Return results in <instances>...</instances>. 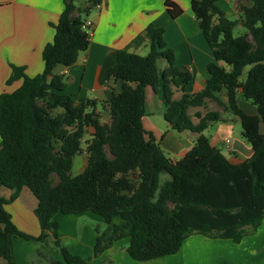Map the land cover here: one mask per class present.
<instances>
[{"label": "trees", "instance_id": "1", "mask_svg": "<svg viewBox=\"0 0 264 264\" xmlns=\"http://www.w3.org/2000/svg\"><path fill=\"white\" fill-rule=\"evenodd\" d=\"M102 0H62L63 10L52 23L54 36L41 53L42 72L28 76L23 66L10 64L6 84L21 79L10 92L0 93V257L19 264L12 238L21 237L44 246L49 238L62 259L47 264H90L93 257L114 241L128 238L125 251L137 261L176 253L182 241L198 233L237 242L255 230L264 216V0L242 5L237 18H228L215 0H190V10L212 52L205 86L196 93L184 92L190 74L175 65L174 52L166 46L163 28L148 24L144 35L149 51L140 55L119 49L107 73L122 80L121 91L107 100L65 92L67 77L58 65H72L87 49L89 33L81 25ZM242 31L234 34L235 27ZM165 66L160 69L158 60ZM182 77L179 98L173 86ZM161 86L164 119L176 131L196 134L193 146L173 161L142 124L146 114L147 86ZM223 94L225 102L220 100ZM241 95L257 110L244 112L237 103ZM237 117L241 136L253 154L231 163L203 130L220 119L208 111L194 124L187 112L206 99ZM109 120L101 121L100 111ZM92 132L88 140L83 136ZM85 145V168L70 174L73 158ZM136 172L132 182L127 173ZM161 174H167L162 182ZM22 187L37 199L33 210L40 233L27 234L11 220L5 205ZM99 214L106 226H95L92 254L84 259L72 254L57 232L56 213ZM113 217L120 219L113 222ZM228 264V263H223Z\"/></svg>", "mask_w": 264, "mask_h": 264}, {"label": "crops", "instance_id": "2", "mask_svg": "<svg viewBox=\"0 0 264 264\" xmlns=\"http://www.w3.org/2000/svg\"><path fill=\"white\" fill-rule=\"evenodd\" d=\"M216 5L228 18H237L242 5H250L251 0H215ZM62 0H0V93L16 89L21 79L6 84L10 64L24 67L28 76L43 70L42 49L54 36L52 23H56L63 10ZM88 18L92 21L89 45L79 52L76 61L70 66L58 64L54 71L67 77L65 92L74 99L81 97L107 100L112 93L121 91L122 80L108 76V69L116 62L119 49L140 55L149 51V43L144 30L148 24L163 28L166 46L174 52L175 65L190 74L184 84V92L196 93L201 90L209 76L206 69L213 60L212 52L190 10V0H102L98 7L91 10ZM159 59L162 69L165 61ZM173 86V98L182 94V77H177ZM146 114L142 124L169 158L177 161L193 146L196 134L189 131H176L164 119L162 91L160 84L153 89L146 87ZM220 100L225 102L223 94ZM211 99L203 105L189 106L187 112L196 124L208 111L220 115L203 130L211 145L220 149L231 162L240 163L253 154L252 147L241 136V125L237 117L223 112L222 106ZM241 109L250 115L257 110L237 96ZM158 107V109L156 108ZM156 109V110H153ZM158 113V116L154 114ZM102 118L108 113L100 111ZM109 120V119H108ZM259 131L264 133V122H259ZM92 132L87 128L83 136L86 141ZM226 139L229 140L226 143ZM229 145V148H227ZM87 164L85 145L82 152L73 158L71 169L75 174ZM11 190L0 189V194L8 199ZM36 197L27 187H22L18 196L9 201L5 208L15 226L31 235L40 233L38 220L33 212ZM56 232L67 249L75 255L87 259L93 251L96 238L95 226H106L104 219L91 211L83 213H61L54 216ZM118 217L113 222L119 223ZM101 226H103L101 228ZM129 239L114 241L112 245L90 260V264H264V216L255 230L248 229L239 241L194 233L186 237L180 249L173 254L148 261H137L125 251ZM13 253L19 264H47L51 258L60 260L61 255L47 248L46 252L36 251V244L21 237L12 238ZM0 258V264H7Z\"/></svg>", "mask_w": 264, "mask_h": 264}, {"label": "rangeland", "instance_id": "3", "mask_svg": "<svg viewBox=\"0 0 264 264\" xmlns=\"http://www.w3.org/2000/svg\"><path fill=\"white\" fill-rule=\"evenodd\" d=\"M242 31V28L241 27H239V26H237V27H235V29H234V34L235 35H237L238 33H240ZM161 62L163 61V60H160ZM7 85H10V84H7ZM5 92H7V91H5ZM211 101V100H210ZM248 102V101H247ZM250 105H252L250 102H248ZM161 106V108L163 109L164 108V105L162 104V105H160ZM218 106H221V105H219L218 104ZM252 106H254V105H252ZM255 107V106H254ZM157 109H158V107H156ZM153 110H156V109H153ZM155 116H158V113H155L154 114ZM102 118H106L107 119V121H108V117L106 116V114L105 115H103L102 116ZM83 146V145H82ZM70 174L71 175H75V172H74V170H72V169H70ZM127 175H128V177L130 178V180L132 181V182H134L135 181V178H136V172L135 171H130V172H128L127 173ZM168 176H167V174H161V176H160V180H161V182L165 179V178H167ZM29 190V189H28ZM103 226H101V228H102ZM15 238V237H14ZM123 239V238H122ZM120 240V239H119ZM33 242V241H32ZM34 244H36V251H44V252H46V249L47 248H51L54 252H56L52 247V241H51V238H49L48 239V241H47V244L46 245H44V246H41L40 244H38V243H35V242H33ZM64 243H66V242H64ZM47 253V252H46ZM57 253V252H56ZM1 258V257H0ZM1 260H3L2 258H1ZM51 261L52 260H57V259H54V258H51L50 259ZM4 262V261H3Z\"/></svg>", "mask_w": 264, "mask_h": 264}, {"label": "built area", "instance_id": "4", "mask_svg": "<svg viewBox=\"0 0 264 264\" xmlns=\"http://www.w3.org/2000/svg\"><path fill=\"white\" fill-rule=\"evenodd\" d=\"M100 5L96 4L93 8L98 7ZM82 29L85 30L86 32H88L90 34V29L92 27V21L87 17L86 19H84L82 25H81ZM229 140L226 139V143H228ZM227 148H229V145H227Z\"/></svg>", "mask_w": 264, "mask_h": 264}]
</instances>
